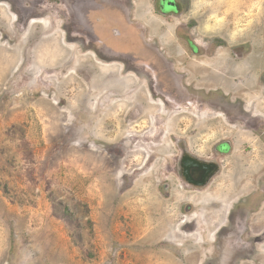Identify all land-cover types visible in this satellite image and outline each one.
I'll return each instance as SVG.
<instances>
[{
    "label": "rangeland",
    "instance_id": "rangeland-1",
    "mask_svg": "<svg viewBox=\"0 0 264 264\" xmlns=\"http://www.w3.org/2000/svg\"><path fill=\"white\" fill-rule=\"evenodd\" d=\"M0 264H264V0H0Z\"/></svg>",
    "mask_w": 264,
    "mask_h": 264
},
{
    "label": "flooded vegetation",
    "instance_id": "flooded-vegetation-1",
    "mask_svg": "<svg viewBox=\"0 0 264 264\" xmlns=\"http://www.w3.org/2000/svg\"><path fill=\"white\" fill-rule=\"evenodd\" d=\"M161 3L162 2H160V4ZM168 4L171 5L172 3L168 2ZM214 122H216V121H211V123H214ZM231 146H232V144L229 141H223V142H220L218 145H216V147H214V151L217 152L218 155H224V154L228 153ZM179 152H180V154H179V157L177 159L178 177L188 187H194V188H200L201 187V186H198L199 181L201 180V176L203 174V171L200 170L201 165L206 166L208 163H213L216 166V170H214L213 176L209 179V181L206 185L211 183L212 179L214 177H216V175H218V173L220 172L219 163H217L214 160L208 161V160H200V159L194 158L188 152H186L183 148H179ZM220 159H222V158H220ZM232 165H233V170H234L233 172L236 173V172L242 170V167L244 166V163L242 164V158L236 157L235 161L232 162ZM257 190H258V186H257ZM258 191H260V189ZM255 193H257V191ZM256 202H257V200H256ZM236 213H237V211L236 210L233 211V209L228 212V215H227V219H228L227 222L228 223L225 225V227H222L224 229V232L222 233L224 237L226 236V234L231 235V231H232V229H234V225H235L234 224L235 221L233 220L232 216H233V214H236ZM238 235H239V233H237V236H235L234 238L231 237L234 240L232 246L229 245L226 247L227 243L225 245H223V246H225V249L228 251L226 254L224 253L225 258H228V256L230 255L231 252H232L231 254H233L232 256L234 257V255L239 254L241 249H243V250L246 249V251H250L246 246H244L245 242H241L242 241V239L240 238L241 235L239 237H238ZM228 239H230V237ZM227 242H228V240H227ZM250 248H251V246H250ZM252 248H253V246H252ZM224 252H225V250H224ZM224 260L227 261V260H230V258H228L227 260L226 259H224Z\"/></svg>",
    "mask_w": 264,
    "mask_h": 264
},
{
    "label": "water",
    "instance_id": "water-1",
    "mask_svg": "<svg viewBox=\"0 0 264 264\" xmlns=\"http://www.w3.org/2000/svg\"><path fill=\"white\" fill-rule=\"evenodd\" d=\"M195 164V163H194ZM200 170L203 171L201 176V180L199 181L198 186H205L209 179L213 176L214 170H216V166L213 163H208L206 166H200Z\"/></svg>",
    "mask_w": 264,
    "mask_h": 264
},
{
    "label": "bare ground",
    "instance_id": "bare-ground-1",
    "mask_svg": "<svg viewBox=\"0 0 264 264\" xmlns=\"http://www.w3.org/2000/svg\"><path fill=\"white\" fill-rule=\"evenodd\" d=\"M174 83V82H173ZM171 84H169V86H170ZM173 85V84H172ZM173 88V87H172ZM182 92V91H181ZM179 93V92H178ZM177 94V93H176ZM186 95V94H185ZM178 96H180V94L178 95Z\"/></svg>",
    "mask_w": 264,
    "mask_h": 264
}]
</instances>
